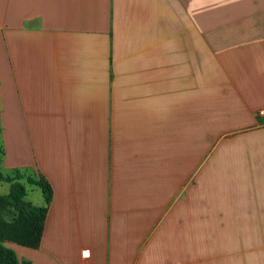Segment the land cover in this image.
<instances>
[{
  "label": "crops",
  "instance_id": "obj_1",
  "mask_svg": "<svg viewBox=\"0 0 264 264\" xmlns=\"http://www.w3.org/2000/svg\"><path fill=\"white\" fill-rule=\"evenodd\" d=\"M263 111L264 0H0L3 168L53 190L38 248L7 246L264 264Z\"/></svg>",
  "mask_w": 264,
  "mask_h": 264
},
{
  "label": "trees",
  "instance_id": "obj_2",
  "mask_svg": "<svg viewBox=\"0 0 264 264\" xmlns=\"http://www.w3.org/2000/svg\"><path fill=\"white\" fill-rule=\"evenodd\" d=\"M3 153V146L0 145V154ZM24 179V174L19 170L13 176L4 175L0 171V182L10 184L9 192L0 194V264H29L21 263L16 252L7 243L38 248L42 240L53 190L44 177H27V183L38 187L44 196L43 205L33 204L26 200L28 192Z\"/></svg>",
  "mask_w": 264,
  "mask_h": 264
},
{
  "label": "rangeland",
  "instance_id": "obj_3",
  "mask_svg": "<svg viewBox=\"0 0 264 264\" xmlns=\"http://www.w3.org/2000/svg\"><path fill=\"white\" fill-rule=\"evenodd\" d=\"M1 142H2V132L0 130V145H3ZM0 171L4 175H9L10 174L9 171H7V170H5L3 168V154H0ZM24 183L26 184L27 192H28V198L27 199H29L30 201H35V195L37 194L36 192H39V189L36 186H34V185H29L26 182H24ZM9 190H10V184L9 183L0 182V194H7L9 192ZM11 245L16 246L15 243H10L9 242V246H11Z\"/></svg>",
  "mask_w": 264,
  "mask_h": 264
},
{
  "label": "built area",
  "instance_id": "obj_4",
  "mask_svg": "<svg viewBox=\"0 0 264 264\" xmlns=\"http://www.w3.org/2000/svg\"><path fill=\"white\" fill-rule=\"evenodd\" d=\"M261 114H264V111H263V112H261Z\"/></svg>",
  "mask_w": 264,
  "mask_h": 264
}]
</instances>
